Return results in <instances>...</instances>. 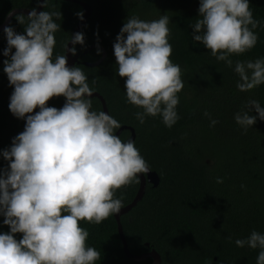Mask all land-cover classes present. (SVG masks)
I'll return each mask as SVG.
<instances>
[{"label":"clouds","instance_id":"obj_1","mask_svg":"<svg viewBox=\"0 0 264 264\" xmlns=\"http://www.w3.org/2000/svg\"><path fill=\"white\" fill-rule=\"evenodd\" d=\"M38 6L44 9L46 0ZM197 11L191 39L232 69L237 91L247 93L264 84V57L237 60L234 66L230 58L252 49L256 30L264 29V21L253 18L249 0H199ZM76 15L83 19L82 12ZM25 17L23 34L11 24L3 28V72L13 89L8 110L24 120V128L0 150L7 162L0 168V216L8 227L0 232V264H95L101 253L86 245L89 233L79 222L99 224L119 213L124 204L114 197L116 190L139 182L137 174L150 168L133 139L122 141L114 134L119 121L91 110L95 88L82 68L66 66L64 53L75 55V45L84 44L83 33L72 34L61 45L63 54L53 58L54 34L60 30L54 18L61 13L33 8L27 16H16L17 23L24 24ZM169 23L166 14L151 21L127 17L112 45L117 75L126 78L125 101L142 109L134 113L140 125L149 116H158L166 128L180 119L177 93L184 82L180 65L169 59ZM58 96L65 99L61 108L46 105ZM203 115L210 127L219 122L207 111ZM257 119L264 121L257 99L249 98L233 114L245 132ZM216 182L223 180L217 177ZM234 243L258 249L256 264H264V233L252 230Z\"/></svg>","mask_w":264,"mask_h":264},{"label":"trees","instance_id":"obj_2","mask_svg":"<svg viewBox=\"0 0 264 264\" xmlns=\"http://www.w3.org/2000/svg\"><path fill=\"white\" fill-rule=\"evenodd\" d=\"M91 8V14L78 32L83 33V46L75 45L79 66L105 102L108 114L121 123L115 131L122 141L131 138L134 146L159 178L156 187L146 183L142 199L119 222L128 251L142 256L157 253L159 264H256L258 249L237 247L236 239L246 238L252 230L264 233V121H257L245 132L233 120V114L249 99H257L264 107V84L244 93L237 91L238 76L223 61H217L199 42L191 39L198 18L199 0H77ZM39 0H0V25L13 10L38 8ZM254 19L264 21V0H249ZM59 11L60 30L54 34L53 58L63 54L62 43L73 33L84 10L77 3L46 0L40 11ZM161 14L170 17L169 59L182 69L184 87L177 93L180 119L166 128L157 117H146L138 124L134 113L142 111L125 101L124 80L117 75L112 45L127 17L137 16L151 21ZM10 23L23 34L27 24ZM26 16V15H24ZM256 45L247 52L230 58L235 61L264 57V29H257ZM0 31V150L23 131L24 120L8 110L12 86L3 72V49ZM105 59L96 66H88ZM99 49V55L97 54ZM14 51V49H13ZM11 54V53H10ZM66 56V52L64 53ZM72 66V67H73ZM95 80V85L91 81ZM64 97H52L47 106L61 108ZM92 109L102 111L101 102L91 98ZM38 109L33 110V114ZM207 111L219 122L209 126ZM28 115V114H26ZM251 115H256L252 112ZM7 162L0 156V168ZM223 180L217 183L216 178ZM140 182V181H139ZM139 182L122 186L114 193L124 207L135 198ZM243 185V187H241ZM123 208V207H122ZM0 232H7L2 224ZM79 226L89 233L85 243L100 251L95 264H152L150 258L129 260L123 250L114 216L99 224L81 220ZM21 234H15L19 239ZM231 238V239H229Z\"/></svg>","mask_w":264,"mask_h":264},{"label":"water","instance_id":"obj_3","mask_svg":"<svg viewBox=\"0 0 264 264\" xmlns=\"http://www.w3.org/2000/svg\"><path fill=\"white\" fill-rule=\"evenodd\" d=\"M63 1L77 3L80 6H82V8L84 10L83 19L79 21V23L76 25V28L74 30V33H77L79 30L82 29V27L84 26L87 18L90 16V14H91V8L88 5H86V4L82 3V2H79L77 0H63ZM41 3H43V0H39L38 5L41 4ZM41 9L42 8L38 6V8L36 9V11L39 12ZM28 12H29V10H23V9L22 10H13L12 12H10L7 15L6 19L4 20L3 24L0 25V31H2L5 26L9 25L12 17L15 14H24V15L27 16V13ZM67 46L68 47H72V44L70 43V41H69V43H68ZM101 50H102V58H101V60H99L98 62H96L94 64H87L88 66H96L101 61H103V59H105L106 53L104 52V50L102 48H101ZM76 60H77L76 58H72L71 57V54L70 53L66 52V66L67 67H72L74 65V62ZM92 97L97 98L101 102L102 111H105L106 113H108V111L106 109V106H105V102L102 99V97L99 94H97V93H93L92 94ZM122 129H120L118 131V133ZM130 131H131V139H134V132H133L132 129H130ZM137 175L139 177V181L140 182H139V187H138V191H137V194H136L135 198L133 199V201L129 205L121 208L120 211H119V213L114 214L113 216H114V218L116 220V223H117L119 237H120V240H121V243H122V246H123V250H124V253H125L126 257L129 260L133 261V262H139V261H142V260H144L146 258H150L151 261H152V264H159L160 258L157 255V253L154 252V251H151V252H149V253H147L145 255H142V256H134V255H132L128 251L127 246H126V243H125V240H124V236H123V233H122V228H121V225H120V222H119L120 216L126 214L127 212H129L142 199V197L144 195V190H145L146 183L151 184L153 187H156L158 185V183H159V178H158V176H157V174L155 172L149 171V172H147L145 174H137Z\"/></svg>","mask_w":264,"mask_h":264}]
</instances>
